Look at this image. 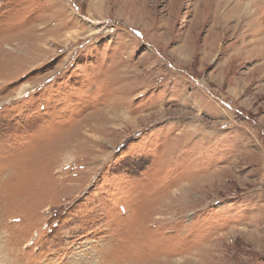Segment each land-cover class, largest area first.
<instances>
[{
	"label": "rangeland",
	"instance_id": "obj_1",
	"mask_svg": "<svg viewBox=\"0 0 264 264\" xmlns=\"http://www.w3.org/2000/svg\"><path fill=\"white\" fill-rule=\"evenodd\" d=\"M0 264H264V0H0Z\"/></svg>",
	"mask_w": 264,
	"mask_h": 264
},
{
	"label": "snow or ice",
	"instance_id": "obj_2",
	"mask_svg": "<svg viewBox=\"0 0 264 264\" xmlns=\"http://www.w3.org/2000/svg\"><path fill=\"white\" fill-rule=\"evenodd\" d=\"M40 3H43V0H40Z\"/></svg>",
	"mask_w": 264,
	"mask_h": 264
}]
</instances>
